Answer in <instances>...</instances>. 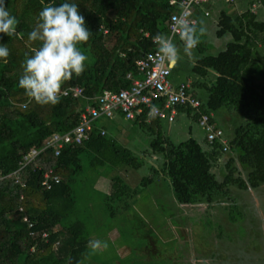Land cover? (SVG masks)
Segmentation results:
<instances>
[{"label":"trees","instance_id":"1","mask_svg":"<svg viewBox=\"0 0 264 264\" xmlns=\"http://www.w3.org/2000/svg\"><path fill=\"white\" fill-rule=\"evenodd\" d=\"M62 2L6 0L5 4L18 24L14 36L0 34V43L9 49L6 60H0V264H84L90 234L83 221L73 218L75 197L71 187L82 170L81 155L94 153L93 164L106 161L112 167L120 163L134 169L140 166L128 148L118 146L106 133L101 135L103 128L94 124L81 144L66 145L59 155L54 154L53 148H46L29 165L12 174L19 168L25 150L53 133L77 125L79 112L88 102L84 97H64L55 106L39 105L17 87L24 60L39 46L38 42L28 40L38 12L48 4ZM73 2L90 30L89 40L80 46L88 60L86 70L62 88L78 85L86 97L128 87L126 74L136 75V61L155 48L154 35L168 33L166 21L176 8L168 0ZM259 2L264 7V0ZM204 5L207 9L213 4ZM250 5L234 12L218 10L214 34L228 39L216 54L197 57L191 66L196 79L190 88L200 106L176 108L193 114L195 120L201 113L214 114L223 107L245 113L246 120L227 139L226 151L217 140L209 143L205 139L207 148L193 137L175 144L161 130V119L146 121L145 113L130 120L149 134L150 151L161 160L160 172L167 177L182 205L210 207L227 201L231 208L235 201L231 199L233 188L246 191L264 185V19ZM199 8L194 12L197 26V16L204 15V8ZM196 48L201 50L202 45ZM210 71L215 73L211 84L197 78H209ZM216 165L219 167L214 171ZM48 170L60 178L50 189L41 185ZM154 172L157 169L152 168V175L142 177L139 187H131L114 175L107 197L116 199L139 192L141 187L154 182ZM23 215L33 223L31 227L22 219ZM110 215H114L113 210ZM54 226L59 229L52 231ZM44 231L48 233L45 237Z\"/></svg>","mask_w":264,"mask_h":264},{"label":"rangeland","instance_id":"2","mask_svg":"<svg viewBox=\"0 0 264 264\" xmlns=\"http://www.w3.org/2000/svg\"><path fill=\"white\" fill-rule=\"evenodd\" d=\"M248 3V0H243L241 7L245 8ZM201 7L205 9V5ZM234 7L235 4L221 1L216 6H207L208 16H197V27H203L205 31L200 36L202 49H193L191 56L184 55L182 43L174 38L180 52V59L171 74L174 81L188 79L191 83L196 79L191 72L195 59L216 54L223 47L228 36L217 38L214 34L217 13L221 8L234 12ZM258 13L259 16L264 14L263 6ZM197 78L211 84L215 73L210 71L209 78ZM197 92L201 94L202 90ZM245 120V113L225 107L215 112V123L222 128L227 139ZM94 124L106 131L108 139L128 148L140 166L134 169L120 163L112 167L106 161L93 164L91 161L96 160L94 153L81 155L82 170L71 184L75 197L73 218L85 223L90 242L99 240L107 244L106 249L93 251L89 242L84 264H264V230L255 219L264 207V186L262 189L238 191L239 197L232 193L231 199L235 201H232L234 206L231 208L227 201L216 202L210 207L182 205L176 200L167 177L160 172L161 160L151 153V138L146 131L136 122L118 115L102 116ZM160 125L175 144L193 137L207 148L205 133L193 114L178 110L173 122L160 120ZM218 167L216 165L213 170L217 171ZM152 168L157 169L153 175L154 182L141 187L139 192L109 199L96 187L99 176L114 175L136 187L142 177L152 175ZM257 197L259 203L254 200ZM111 210L113 216L110 215Z\"/></svg>","mask_w":264,"mask_h":264},{"label":"built area","instance_id":"3","mask_svg":"<svg viewBox=\"0 0 264 264\" xmlns=\"http://www.w3.org/2000/svg\"><path fill=\"white\" fill-rule=\"evenodd\" d=\"M208 1L168 0L169 5L176 8L168 15L166 21L168 33L166 35L179 40L175 32V20L173 18H179L183 15L190 23H197L194 12L201 5L208 3ZM225 1L234 2V0ZM208 14V10H204V15ZM145 36H148V34L146 33ZM172 69L167 67L166 62L160 60L155 45L153 50L146 52L143 57L136 61V75L131 72L126 74V79L130 81L129 86L126 88L103 90L92 97H86L83 94V89L78 85L63 87L61 98L84 97L88 100L87 104L79 112L78 124L68 131L53 133L25 150L19 160V168L13 171L12 174H17L18 171L29 165L46 148H53L54 154L59 155L64 146L81 144L88 138L94 122L102 116L110 118L118 115L124 120H133L137 115L145 113L146 121L157 118L171 122L174 120L178 106L198 109L200 100L192 93L190 82H173L171 78ZM152 106H155L158 111L151 113L150 108ZM22 107H25V104H22ZM213 117L214 114L212 112L201 113L197 117L196 122L203 129L205 139L209 143L217 140L223 145V150L226 151L227 139L223 130L213 122ZM105 133L104 129L100 130L101 135ZM59 180L58 175L52 174V171L48 170L43 174L41 185L50 189ZM16 182H18V179H16ZM22 219L28 223V227L33 225L27 215H23ZM55 227H52V231L58 230ZM47 234L44 231L42 236L45 237Z\"/></svg>","mask_w":264,"mask_h":264},{"label":"clouds","instance_id":"4","mask_svg":"<svg viewBox=\"0 0 264 264\" xmlns=\"http://www.w3.org/2000/svg\"><path fill=\"white\" fill-rule=\"evenodd\" d=\"M5 4L6 0H0V34L12 37L16 33L18 20ZM173 19L183 53L191 56L205 29L198 28L195 22L190 23L183 15ZM89 37L90 30L73 0L44 6L37 14L35 26L28 33V40L38 42L39 46L24 60L17 87L39 105H57L61 99L62 85L73 77H79L86 70L88 57L80 46ZM152 40L160 60L166 62L169 69L174 68L180 59V52L173 38L157 33ZM8 56V47L0 43V60H6ZM157 111L155 106L150 108L151 113ZM90 245L93 251L107 248V244L99 240L90 242Z\"/></svg>","mask_w":264,"mask_h":264},{"label":"crops","instance_id":"5","mask_svg":"<svg viewBox=\"0 0 264 264\" xmlns=\"http://www.w3.org/2000/svg\"><path fill=\"white\" fill-rule=\"evenodd\" d=\"M221 1H225V0H209L208 2L209 3H212L213 4V6H216V5H218L219 4V2H221ZM248 2L249 3H251V5H250V8H251V10L252 11H255V12H257L258 13V10H259V8H260V2H259V0H248ZM245 3H247V2H245ZM248 3V4H249ZM232 4H235V7H234V10H236V11H240L241 9H243L241 6V4H243V0H234V2H232ZM201 8V7H200ZM199 8V9H200ZM203 10H206V9H203ZM202 12V11H201ZM203 13H204V11H203ZM258 15H259V13H258ZM260 16L261 17H264V14H260ZM259 16V17H260ZM174 69V68H173ZM172 69V70H173ZM173 80V79H172ZM188 80V79H187ZM186 80V81H187ZM173 82H175V83H177V82H181V81H174L173 80ZM176 114H177V112H176ZM176 114H175V117H176ZM120 117V116H119ZM175 117H174V120H175ZM122 118V117H121ZM214 119H215V113H214ZM173 120V121H174ZM173 121H171V122H173ZM221 128V127H220ZM205 138V137H204ZM111 177H113V176H109V177H100L99 176V178H98V181H96L97 182V184L98 185H96V187H99L102 191H104V193L105 194H107V193H109L110 191H109V189H110V178ZM262 186H264V185H261L259 188L260 189H262ZM234 190H233V193L234 194H237V197H239L238 195H239V193L240 192H238V191H241V190H238L237 188H233ZM248 190H252V189H248ZM248 190H246V191H248ZM235 191V192H234ZM238 199V198H237ZM239 200V199H238ZM254 200H256V202H260V200L258 199V197L257 198H255ZM262 204V203H261ZM244 205V204H243ZM262 207H263V205H262ZM257 216V215H256ZM253 217V216H252ZM256 221H257V223H258V226L260 225V227H261V229L262 230H264V207H263V209L261 210V215L260 216H257L256 218ZM86 263H89V262H87L86 261Z\"/></svg>","mask_w":264,"mask_h":264}]
</instances>
